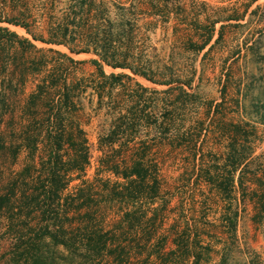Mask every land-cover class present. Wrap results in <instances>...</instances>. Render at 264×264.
I'll return each instance as SVG.
<instances>
[{
	"label": "rangeland",
	"instance_id": "obj_1",
	"mask_svg": "<svg viewBox=\"0 0 264 264\" xmlns=\"http://www.w3.org/2000/svg\"><path fill=\"white\" fill-rule=\"evenodd\" d=\"M87 16L102 26L99 37L112 34L121 44L74 54L68 48L76 32L67 35L68 46L48 45L11 24L29 23L48 38L43 28L51 23L74 25ZM0 28V196L15 185L28 196L18 194L0 219V264H24L18 257L28 251L30 260L43 254L45 264H264V0H0ZM114 52L150 80L100 57ZM93 59L106 75L130 79L105 80ZM52 84L74 103L90 164L45 203L35 193L50 151L42 137L35 150L33 142L45 135L54 104L32 95ZM132 150L157 165L160 188L140 198L139 228L121 223L111 207L113 184L123 180L104 168ZM223 180L234 185L228 203L217 192ZM79 188L88 196L81 213L100 204L103 226H81L72 210L71 220L63 218ZM38 223L49 228L40 231ZM89 237L117 251L89 258L79 250Z\"/></svg>",
	"mask_w": 264,
	"mask_h": 264
},
{
	"label": "trees",
	"instance_id": "obj_2",
	"mask_svg": "<svg viewBox=\"0 0 264 264\" xmlns=\"http://www.w3.org/2000/svg\"><path fill=\"white\" fill-rule=\"evenodd\" d=\"M88 18L89 16H87V19H84L82 17L74 25L65 23H51L45 30L43 28V31L47 33L48 38H45L43 35L36 36L35 34H33L31 30V25L29 23L11 22V24L26 29L29 34H32V37L35 41H39L48 45L68 46L69 40H67V35L70 32H76L78 33L79 40L75 42V44H72L73 46H69L68 48L70 52L74 54L89 53L90 48L93 46L94 51H96L93 53L99 55L98 53L100 47H103L104 45L105 47H116L117 45L121 44L120 40H113V38L115 37L112 34H105V37L102 38L101 36L99 37L100 34H104V32H102L101 30L102 26L97 23L94 24ZM6 32L9 33L11 37L19 39V37L15 33L9 32L8 30H6ZM92 37H94V40H92ZM211 39L212 33L209 34L205 45L209 44ZM20 40L22 43H28L31 47H34L29 40ZM62 56L72 61L71 58L67 57L66 55L62 54ZM100 57L101 59L106 61V64L108 66L114 69H130L138 76L150 80L145 72H142L138 68H133V66L128 63V56L126 54H119L117 52H114L110 56L104 55ZM90 62L96 67L98 75L104 78L105 80H114L116 82H121L123 79H130V76H128L127 74L106 75L100 63V60L98 59H93ZM186 83L189 87L191 86L190 82ZM138 85L142 89L147 90L146 88H143L140 84ZM38 89V92L32 95V99H47L49 102H52L54 104V107L51 108V111L53 112L48 117V119L45 120L46 125L43 128L47 129L45 135H39L38 138L36 137V140L33 142V145L36 143L34 146L35 150L36 146L39 144L37 143L38 140L42 137L41 144H44V148L50 151L49 158L45 163V166L41 171L39 178H37V181L41 183V189L39 192L35 193L37 197H43V200H45L46 203L49 198H60L61 194L67 188L72 175L77 174V177L79 179H82V174L85 172L86 168L90 164V157L88 141L85 137L84 130L80 126L76 125L74 103L70 101L67 93L68 91L66 92L64 91V89L58 88L53 84L50 86L44 85L38 87ZM1 144L2 149L7 150L5 146L7 144L5 136H2ZM12 146L13 145H11L8 150H10ZM130 152L131 153L129 157L127 156L119 159L114 156L113 159L109 158L104 168H106L108 172L112 173L118 179L123 180L122 183L115 182L113 184V190L111 191L110 195H112V201H114L115 204L111 207H117V209L122 213L123 216L121 218V223L126 226L134 227L133 224L137 222L136 219L138 218L139 211L142 210V206L139 203L140 198L146 199L147 197L150 198L155 195H158L160 188L158 186L159 183L157 181V178L155 177L152 170L153 168H156L157 165L148 164V161L145 158L146 156L144 154H141L139 150H132ZM233 167L235 166L233 165ZM232 171H234V168L233 170L229 169L228 173L232 175ZM83 183L85 184L87 182ZM218 183L219 184H216L219 188L217 192L220 193V196L223 195L222 197H224V201L228 203L234 185H232V182H230L229 180H223V182ZM239 185L241 188H243L242 182L239 183ZM100 186H102V183L99 184L98 187ZM18 194L20 195L19 198H21V196L28 197L26 194V190H22L20 191V193L17 192V185L11 188L10 191L4 196H0V219L5 215L3 214L5 210L9 212L12 210V208H14L10 207V203L11 201H13V199L14 201L15 199H18ZM97 195H100L99 190L97 192ZM37 197L35 196V198ZM87 197L88 196H86V194L84 193L83 188H79L77 196L70 197V202H72V204L70 203L64 210L65 215H63V218L71 220L72 218H70L69 213L72 210L71 213H73L74 216L81 218V226H85V228L95 227V224L100 223L103 226L104 223L100 222V219L102 217L101 214H103V210L105 208H103V206H100V204H96L95 210H93V208L90 206V208L86 209V212L81 213V209H85L87 207ZM117 204L119 206H116ZM20 206L21 205H19L18 207L19 212L24 209ZM149 209L152 214L155 212H160L159 208ZM20 214L23 215L22 213H19V215H17L16 217H21ZM42 214L44 217L45 212H42ZM26 218H28V216H26ZM140 220L141 218L139 219V221ZM139 221L138 223H140ZM33 222L34 220L31 219V224ZM41 223L43 224L42 221ZM42 224L38 223V225H41L40 231L45 232L49 228V223H47L46 226H42ZM136 226L138 228L140 227L139 225ZM136 226L134 228H136ZM61 228L62 226H57V231H59V229ZM24 241V244H27L29 242L28 238ZM84 241L85 244L82 247H79V250L81 249L80 251L87 252L88 257L90 256L92 258H98L99 256H102V253L113 254L115 251H117L112 250V247L109 248L105 241L102 240V237H89V239L86 238V240ZM62 245H64L67 249L69 248L65 243ZM113 247L116 248L117 246ZM30 255L31 253L29 251L27 253L22 252L18 259L23 260L25 262L24 264H45L43 260V254H34V257L31 260ZM12 259H17V255H14Z\"/></svg>",
	"mask_w": 264,
	"mask_h": 264
}]
</instances>
